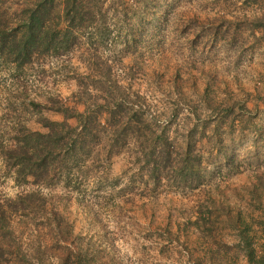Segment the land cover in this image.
<instances>
[{"label":"rangeland","instance_id":"rangeland-1","mask_svg":"<svg viewBox=\"0 0 264 264\" xmlns=\"http://www.w3.org/2000/svg\"><path fill=\"white\" fill-rule=\"evenodd\" d=\"M262 15L264 0H150L145 15L130 27L111 21L103 58L116 53L132 67L133 88L152 115L171 118L174 142L181 150L193 144L200 157L191 164H198L199 174L170 170L154 180L135 154L122 153L80 192L62 184L41 189L46 195L71 192L67 213L76 231L100 241L104 237L103 247L114 245L117 264H188L202 257V241L187 223L210 189L235 210L247 206L246 187L254 170L264 168V28H252L248 21ZM128 41L132 46L126 52ZM76 66L77 60L67 57H49L24 69L1 64L0 138L8 139L20 125L40 130L32 101L57 95L69 100L77 91ZM115 73L122 77L124 70L118 67ZM197 181L203 184L199 190L192 188ZM35 189L18 185L0 155L2 197ZM222 231L233 245L235 232L228 225ZM241 264L246 263L241 259Z\"/></svg>","mask_w":264,"mask_h":264},{"label":"trees","instance_id":"trees-1","mask_svg":"<svg viewBox=\"0 0 264 264\" xmlns=\"http://www.w3.org/2000/svg\"><path fill=\"white\" fill-rule=\"evenodd\" d=\"M149 1L0 0V65L24 69L49 57L77 60L72 77L77 91L69 100L57 95L32 101L41 129L20 125L8 139L0 138V155L15 182L36 187L14 198L0 195V264H117L114 245L103 247L104 237L100 241L76 231L67 213L72 193L46 195L42 188L62 184L80 192L85 181L122 153L135 154L154 180L164 179L170 170L200 173L198 164L191 165L200 158L194 145L188 142L181 150L170 135L171 118L152 115L144 96L134 90L132 67H126L115 51L111 59L102 56L111 21L130 27L134 18L140 21L145 15ZM248 21L252 28H264V15ZM131 44L125 43L124 51ZM118 67L124 70L122 77L115 73ZM45 112L61 119L53 120ZM262 169L254 170L246 187L244 210L224 204L212 189L199 201L187 224L197 232L204 253L188 264H241V259L264 264ZM202 185L197 181L192 188ZM225 225L236 234L233 245L224 241ZM183 234L187 241L190 234L186 229ZM187 254L193 257L188 250Z\"/></svg>","mask_w":264,"mask_h":264}]
</instances>
